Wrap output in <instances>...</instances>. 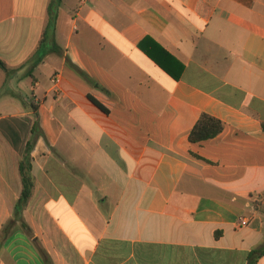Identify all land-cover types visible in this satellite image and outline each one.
Listing matches in <instances>:
<instances>
[{
	"label": "crops",
	"instance_id": "0c3cea01",
	"mask_svg": "<svg viewBox=\"0 0 264 264\" xmlns=\"http://www.w3.org/2000/svg\"><path fill=\"white\" fill-rule=\"evenodd\" d=\"M50 1L0 0L14 70L0 69V264H250L264 247V0H63L56 50L32 69ZM163 50L177 81L149 55ZM204 113L224 129L192 143ZM36 118L33 237L17 225L4 241Z\"/></svg>",
	"mask_w": 264,
	"mask_h": 264
},
{
	"label": "trees",
	"instance_id": "16d2710c",
	"mask_svg": "<svg viewBox=\"0 0 264 264\" xmlns=\"http://www.w3.org/2000/svg\"><path fill=\"white\" fill-rule=\"evenodd\" d=\"M63 0H51L48 7V22L44 30L42 39L38 46L36 53L29 60V64L32 65V69H35L40 65L45 57L54 52L56 49L54 47L55 32L58 21V13L61 7ZM152 42L157 45L152 39L147 38L146 42ZM160 47V46H159ZM165 59L160 60L155 54L149 52V55L154 59L158 65L168 73L176 81L179 80L182 76L184 65L178 61L176 58L171 56L168 52L164 51ZM0 69L5 71L7 74H10L14 70L9 68V66L0 60ZM80 73L88 79V76L84 73ZM91 101L99 107L104 112L108 113L102 104L97 100L90 97ZM224 129V125L221 120L209 115L202 114L195 127L189 135V140L192 143H200L218 136ZM42 131L39 128V123L37 118L34 121L32 127V138L27 142L24 154L19 162V170L22 179V192L18 202L14 208V218L10 220L4 227V241L14 232L17 225L28 234L30 238L33 237L32 230L30 226L26 223L24 219V212L27 209V206L30 200L33 197L35 190L36 178L33 174V158L32 151L34 149L37 138L42 135ZM264 255V247L258 248L250 254V264H255L257 259Z\"/></svg>",
	"mask_w": 264,
	"mask_h": 264
},
{
	"label": "built area",
	"instance_id": "2783aa9c",
	"mask_svg": "<svg viewBox=\"0 0 264 264\" xmlns=\"http://www.w3.org/2000/svg\"><path fill=\"white\" fill-rule=\"evenodd\" d=\"M82 1H87V0H82ZM242 225H244V226H246L247 224H248V222H247V220L246 219H244V220H242Z\"/></svg>",
	"mask_w": 264,
	"mask_h": 264
}]
</instances>
